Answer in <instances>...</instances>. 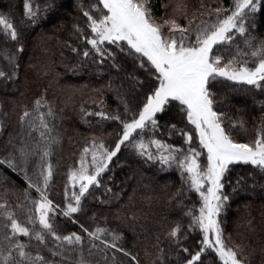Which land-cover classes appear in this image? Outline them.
<instances>
[{
	"label": "snow or ice",
	"instance_id": "1",
	"mask_svg": "<svg viewBox=\"0 0 264 264\" xmlns=\"http://www.w3.org/2000/svg\"><path fill=\"white\" fill-rule=\"evenodd\" d=\"M80 7L87 18L86 27L90 29L85 34L79 25L74 26L86 45L83 58L94 57V62L98 60L99 64L112 61V67L119 71L121 65L117 63V57L122 54L131 58L138 69H147L154 82L143 93L141 106L131 113L130 118L131 110L123 100V114L105 112L103 103L97 105L99 110L96 112L81 108L82 118L95 116L101 121H118L122 132L114 147L107 146L102 138L93 137L83 148L79 167L68 172L67 179L73 191L69 196L66 189L63 207L48 195L54 175L50 157L53 146L60 142L59 137L53 135L56 131L55 109L46 96H41L31 109L23 110L19 123L25 140L19 145L13 144L14 151L0 160V164L23 173L27 183L23 190L26 219L22 223L7 201L0 203V216L6 221L4 240L7 242L4 248H0V264H56L43 255L41 249L47 250L52 257H64L69 251L78 253L77 264H123L118 254L129 258V264H139L137 256L123 247L124 236L116 230L99 226L89 230L81 224L86 235L76 232L62 235L54 225L58 216L71 218L82 211L86 194L93 186H100L102 175L122 145L134 148L138 155L146 157L147 161L158 162L162 167L175 166L184 193L197 194L199 208L193 204L185 215L190 220L188 230L198 231L202 238L194 253L188 247L180 248V252L188 254L185 264H205L202 255L209 251L215 254L220 264H250L249 257L237 250L240 245L233 248L226 244L219 217L230 199V194L225 192L230 166L248 165L264 173V124L257 127L254 139L248 142L235 139L232 131L243 128V121H232L231 128L225 126V113L217 108L214 88L217 83L231 81L264 89V39L252 34L257 14L264 11V0H232L230 8L220 6L208 13L201 11L200 15L207 18L198 22L195 17L189 19L185 10L181 18L187 23L183 25L175 16L158 21L150 0H97L89 10H83V5ZM180 8L186 9V5H177V9ZM24 9L27 19L35 23L37 13L28 0ZM0 31L12 41H19L15 24L4 15H0ZM237 37L242 38L243 49L236 44ZM233 44H236L235 54L225 59L221 48ZM109 46L114 48L110 50ZM23 50L21 46L19 51ZM72 51L81 54L77 48ZM12 75H15L14 71ZM0 78L10 79L11 76L0 70ZM136 83L143 85L144 82L136 80ZM173 105L192 128L190 131L177 129L172 124L168 133L178 132L183 136L187 149L157 139L145 143V130L150 129L155 135L160 128L157 114L165 113ZM45 108L47 111H42ZM134 133L139 138H134ZM194 135L198 138L199 150L192 146ZM34 137L35 143L26 142ZM152 147L156 148L155 153L151 151ZM33 157L39 158L33 171L35 179L28 174ZM201 157L205 158L203 163ZM242 183L243 178L237 179L232 187L233 193L240 190ZM77 185L78 191L75 190ZM32 190H35L36 197H32ZM177 204L183 206L182 201ZM16 206L21 207L20 204ZM181 233V225L177 224L167 237L179 246ZM85 240L88 256L95 255L99 259L93 261L85 257ZM160 252L157 260L164 264L163 249Z\"/></svg>",
	"mask_w": 264,
	"mask_h": 264
},
{
	"label": "trees",
	"instance_id": "2",
	"mask_svg": "<svg viewBox=\"0 0 264 264\" xmlns=\"http://www.w3.org/2000/svg\"><path fill=\"white\" fill-rule=\"evenodd\" d=\"M25 2L0 0V15L10 19L19 34L17 42L0 31V70L11 76L10 79L0 78V160L14 151L13 144L19 145L25 140L19 123L23 110L31 109L36 99L46 96L56 112V131L53 135L60 140L53 146L50 157L54 175L48 195L54 203L63 207L66 189L69 196L73 191L67 179L68 172L79 167L83 148L93 137L102 138L107 146L114 147L122 132L118 121H101L95 116L82 118L81 108L96 112L99 110L97 105L103 103L105 112L123 114V100L131 110L128 114L130 118L131 113L141 106L143 93L152 85L154 77L147 69H138L131 58L122 54L117 57V63L121 65L119 71L112 67V61L99 64L98 60L94 62V57L83 58L86 45L74 26L79 25L85 34L90 32L80 6L89 10L97 0H28L37 13L35 23L25 16ZM150 5L158 21L175 16L183 25L187 23L181 18L183 11H187L189 19L195 17L198 22L207 18L200 15L201 11L208 13L220 6L230 8L232 0H150ZM177 5H186V9L178 10ZM201 5L205 7L201 8ZM252 34L264 39V11L257 14ZM236 44L243 49L242 38L237 37ZM236 44L221 48L225 59L235 54ZM21 46L23 52L19 51ZM109 47L110 50L114 48ZM73 48L81 54L73 52ZM13 71L15 75H12ZM136 80L143 81V85ZM109 82L111 87H108ZM214 91L217 108L225 113V126L231 128L232 121H243V128L237 127L232 131L234 138L240 142L254 139L257 127L264 124V89L222 81L216 84ZM157 118L159 130L153 135L150 129H146L144 141L157 139L187 149L183 136L178 132L168 133L172 124L177 129L190 131L192 128L179 110L174 105L170 106L165 113L157 114ZM133 136L139 138L136 133ZM10 140L12 143H9ZM26 142L35 143V137ZM198 143L194 135L192 146L197 150ZM151 151L155 153L156 148L152 147ZM204 160L201 157L202 163ZM38 162L39 158L33 157L29 176H33ZM230 167L225 181V192L230 194V199L225 212L219 217L223 238L229 247L240 245L237 250H242V255L249 257L250 264H264V173L248 165ZM240 178H243L240 190L233 193L232 187ZM183 187L175 166L162 167L160 163L147 161L146 157L138 155L134 148L122 145L121 151L102 175L100 186H93L86 194L82 211L71 218L58 216L54 225L62 235L72 232L86 235L81 230V224L89 230L97 226L116 230L124 236L123 247L137 256L139 264H159L157 257L161 256L160 249H163L164 264H185L188 254L180 252V248L188 247L194 253L202 237L198 231L188 230L190 220L185 215L193 204L199 208L198 196L184 193ZM25 188L27 183L19 169L13 171L6 164H0V203L7 201L22 223L26 219ZM75 190L78 191L77 188ZM31 195L37 196L35 190L31 191ZM177 201H182L183 206H178ZM5 223L0 216V248L7 243L4 240ZM177 224L182 228L179 246L167 237ZM184 234H187V239H184ZM87 248L85 240V257L93 261L99 259L95 255L89 257ZM41 251L56 264H77L79 259V254L71 251L64 257H52L47 250ZM118 259H122L123 264H129V258L118 254ZM202 260L205 264H213V261L220 264L210 251L202 255Z\"/></svg>",
	"mask_w": 264,
	"mask_h": 264
},
{
	"label": "rangeland",
	"instance_id": "3",
	"mask_svg": "<svg viewBox=\"0 0 264 264\" xmlns=\"http://www.w3.org/2000/svg\"><path fill=\"white\" fill-rule=\"evenodd\" d=\"M145 143H147V142L145 141ZM89 160H90V157H89ZM76 188L78 189L79 188V185H77Z\"/></svg>",
	"mask_w": 264,
	"mask_h": 264
}]
</instances>
